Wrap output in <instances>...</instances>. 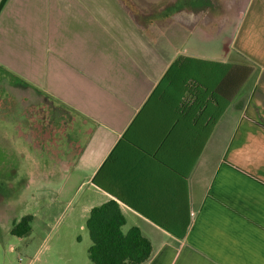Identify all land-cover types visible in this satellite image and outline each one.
<instances>
[{"label":"crops","instance_id":"0c3cea01","mask_svg":"<svg viewBox=\"0 0 264 264\" xmlns=\"http://www.w3.org/2000/svg\"><path fill=\"white\" fill-rule=\"evenodd\" d=\"M85 1L76 3L93 5ZM110 1L118 8L63 13V106L91 127L63 164L84 153L97 206L115 201L123 227L151 241L144 264H264V0H231L217 56L206 46L212 31L204 46L181 44ZM206 14L201 23L215 32L226 22L222 11ZM178 55L253 68L248 92L214 127L210 99L201 112L181 78L163 79Z\"/></svg>","mask_w":264,"mask_h":264},{"label":"rangeland","instance_id":"374dc122","mask_svg":"<svg viewBox=\"0 0 264 264\" xmlns=\"http://www.w3.org/2000/svg\"><path fill=\"white\" fill-rule=\"evenodd\" d=\"M76 2L0 0L1 85L21 84L63 108V13L75 16L83 13L78 11L82 7L97 13L96 6L101 9V5L105 11L118 8L110 0H91L93 5L87 7ZM123 3L132 9L134 16L144 14L147 18H141L143 22L157 20L168 34L165 38L175 35V42L181 44L204 46V37L212 31L215 34L211 45L209 42L206 46H210L213 56L219 55L220 49L215 38L227 30L229 16L233 18L231 0H123ZM221 11L226 22L217 32L201 23L206 12L213 16ZM190 14L200 21L191 29L178 21ZM69 23L73 27L82 26V21L76 19ZM249 78L240 91L245 95L250 88ZM4 158L0 146V264H91L87 256L91 240L85 222L89 210L97 206V199L90 182L85 180L89 166L85 165L84 153L74 164H62L51 158L46 173L20 177L18 184L3 169ZM27 215L32 216L30 234L22 237L12 234L13 223ZM122 231L126 232L127 227Z\"/></svg>","mask_w":264,"mask_h":264},{"label":"trees","instance_id":"16d2710c","mask_svg":"<svg viewBox=\"0 0 264 264\" xmlns=\"http://www.w3.org/2000/svg\"><path fill=\"white\" fill-rule=\"evenodd\" d=\"M202 66H206L205 69ZM252 73L253 68L247 64L178 55L163 79L171 82L176 77L181 78L201 112L208 110L210 99L211 124L214 127ZM203 92L206 93L205 98ZM31 221L30 215L19 218L13 223L11 233L19 237L29 235ZM124 224L125 218L113 200L90 209L85 226L91 240L87 250L91 264H144L150 259L153 252L151 241L136 227L123 232Z\"/></svg>","mask_w":264,"mask_h":264},{"label":"flooded vegetation","instance_id":"af4514ba","mask_svg":"<svg viewBox=\"0 0 264 264\" xmlns=\"http://www.w3.org/2000/svg\"><path fill=\"white\" fill-rule=\"evenodd\" d=\"M77 117L29 87L0 84L2 167L11 181L18 184L20 177L46 173L47 161L62 163L71 150L68 157L74 156L88 129Z\"/></svg>","mask_w":264,"mask_h":264},{"label":"water","instance_id":"95a60500","mask_svg":"<svg viewBox=\"0 0 264 264\" xmlns=\"http://www.w3.org/2000/svg\"><path fill=\"white\" fill-rule=\"evenodd\" d=\"M77 118H78V120L82 121V119H81L79 116H78ZM83 123H86V121H83ZM90 132H91V127H89V128L87 129V131H86V133H85V136H84L82 142L80 143V146H79V148H78V150H77V152H76L75 158H77L79 152H80L81 149L83 148V146H84V144H85V142H86V140H87V138H88Z\"/></svg>","mask_w":264,"mask_h":264}]
</instances>
